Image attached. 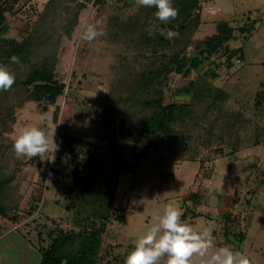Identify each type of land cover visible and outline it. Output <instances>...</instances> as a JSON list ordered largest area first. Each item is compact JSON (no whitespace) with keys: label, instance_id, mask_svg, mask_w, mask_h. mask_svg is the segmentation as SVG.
<instances>
[{"label":"rangeland","instance_id":"rangeland-1","mask_svg":"<svg viewBox=\"0 0 264 264\" xmlns=\"http://www.w3.org/2000/svg\"><path fill=\"white\" fill-rule=\"evenodd\" d=\"M49 1L0 0V6L4 7L6 3L9 6L5 22H0V41L7 39L5 46L0 44V52L2 49L3 53L13 52V46L18 43H26L32 50L27 51L30 54L26 53L24 58L19 57V63L10 66L0 56V64L8 67L15 80L19 76L23 81L35 66L44 65L46 59L54 64L55 77L65 82V93L54 106L30 101L25 108L14 112L12 107L4 109L11 117L5 130H0V147L3 146L0 180L10 175L13 181L11 190L8 184L6 187L0 181V190L3 191L4 186L10 197L18 190L24 194L20 209L10 213L23 218L20 223L14 224L0 217V251L5 249L8 257L5 264H24L26 258L22 250L28 254L37 249L32 242L44 246L38 240L40 229L34 224L35 219L42 224L43 230L46 224L64 231L75 228L73 213L66 212L60 205L63 202L59 195L62 181L52 170L56 151L67 139H72L75 143L72 147L78 149L80 138L91 141L97 146L93 150L99 154L113 138L115 150L127 163L137 150L136 144L127 138L135 137L136 130L143 127L138 125L152 113L141 106L147 96L161 93L165 105L176 103L184 110H196L198 105L193 104V97L200 76L213 87L232 94L231 102L237 109L251 113L258 93L264 90V0H198V6L193 2L195 8L189 11V16L181 15L184 14L181 12L184 3L173 0L180 15L170 23L159 21L154 16L155 8L145 7L139 0H105L101 4L95 0H53L50 5ZM198 21L200 25L195 30ZM85 22L97 24L103 34L91 42L81 39ZM256 22L257 25H251ZM180 26L183 29L179 30ZM168 30H174L178 35L167 39L165 33ZM213 35L224 42L216 53H209L207 41ZM162 38L166 41H161ZM176 57L187 68L194 60L199 61V66L191 70L188 78L174 71L163 74L159 80L152 75L161 68H176ZM145 82L148 84L142 88ZM27 90L21 87L18 97L27 98ZM4 97L0 90V105ZM213 103L217 105L218 100ZM41 117L45 118L43 122ZM191 117L181 116L176 122L174 134L181 132L183 140L172 144L161 135L160 146L149 153L151 160L161 161L162 177L143 180V190L138 198L140 191L134 192L132 198L125 184L119 187L115 206L125 205L126 199L131 202L129 210L133 215L127 214L124 221L128 237L135 240L148 226L157 223L156 214L171 203L181 209L185 222L192 224L193 221L192 225L197 229H208L216 246H230L247 255L251 264H264V184L255 195H246L247 189L242 187L246 186L244 179L250 171L240 164L235 173L241 169L242 172L231 175L224 165H220L223 157H217L210 148H201L206 155L212 153L213 159L205 166L184 160L190 151H194L193 147L203 146ZM30 124L45 129L50 149L36 157L25 156V163L18 166L24 155L15 152L13 138L21 127ZM252 152L251 146L242 149L243 156ZM259 152L264 166V143ZM224 154L229 155V149ZM219 165L221 170L217 173ZM2 167L7 175L4 178H1L4 175ZM198 191L206 195L204 200L214 196L211 202L217 204L212 210L231 207V199L237 195V211L231 216H235L238 223L237 234L227 227L226 216L211 212L204 200L205 205L198 208L187 200L192 192ZM248 199H252L254 205L248 203ZM75 204H79L78 201ZM30 211L35 212L34 215L31 216ZM220 230H230V233L225 236L219 233ZM240 234L245 236L244 244H240L243 240ZM12 238H16L13 245ZM43 242H48L47 235ZM111 244L119 245L118 242ZM26 262L35 264L37 258L26 259Z\"/></svg>","mask_w":264,"mask_h":264},{"label":"trees","instance_id":"trees-1","mask_svg":"<svg viewBox=\"0 0 264 264\" xmlns=\"http://www.w3.org/2000/svg\"><path fill=\"white\" fill-rule=\"evenodd\" d=\"M104 1L95 0L97 4ZM181 1L185 5V8H181V12L184 13L181 14L183 16H189V11L195 8L194 4L199 5L198 0ZM53 2L50 0L48 4H53ZM193 2L195 3L193 4ZM11 6H13L12 2ZM7 7H9L8 3L4 7L0 6V22L6 20L5 14L9 9ZM199 22L194 28L195 30L199 27ZM181 29L183 26H180L179 30ZM161 41L165 42L166 40L162 38ZM223 42L219 40L217 35H213L207 41L206 49L209 53H216ZM6 43L7 39L0 41L2 46H5ZM13 45L11 44V46ZM13 47L15 50L11 53H3V49L1 50L2 53L0 52V56L4 57L3 59L8 66L13 63L10 60L13 55L24 58L26 53L32 51L26 43L20 45L18 43ZM44 61L45 64L37 66V68L35 66L25 80L21 81L18 76L11 89L2 90L5 97L4 102L0 105V130H5L4 127L11 117L7 116L4 109L12 107L13 111H11L14 112L15 109L25 108L30 101L54 106L65 93V82L55 77L54 64L49 63L46 59ZM175 63L177 64L176 68H161L155 73L152 72V75H156L159 80L163 74L168 75L174 71L188 78L191 70L199 66V61L194 60L191 67L187 68L180 60H177V57ZM199 77L196 82V93L193 97V104L198 105L196 110H188V108L184 110L183 106L176 103L165 105L164 97L160 96L161 93L151 97L147 96L141 102V106L151 110L152 113L138 125L143 127L136 130V136H128L127 138L134 142L135 147H137L130 162L126 163L125 158L117 153L115 150L116 142L113 138L110 139L112 141L109 140L108 147L101 148L99 154L93 150L97 146L91 141L83 140V138L78 140L79 149L72 147L75 144L72 139H67L62 147L56 151L57 156L52 170L62 181L59 195L63 202L60 205L66 212L73 213L75 228L64 231L58 226L50 227L46 224L44 225L45 230H43L42 224L36 222V219L34 220V224H38L37 229H40L38 240L39 242L41 240V245H44L39 247V244L36 245L35 242H32L37 248V253L41 256L40 264H102V262L124 264L125 257L134 242L133 238L128 237L124 221L127 214H133L129 210L131 206L129 199H126L125 205L123 203L118 207L115 206L118 189L121 184H125L129 197L134 192L140 191L137 195L138 198L143 190V180L155 176L162 177L161 161L155 160V158L151 160L149 153L152 148L156 149L160 146L159 137L161 135L172 144L175 141L183 140L184 136L181 132L178 131L177 134H174L176 122L180 120L181 116L186 115L187 118H190V113L193 115L191 121L199 130L198 139L201 138L203 146L199 149L193 147L194 151H190L184 160L192 164L201 163L205 166L213 158L212 153L206 155L203 151L210 148L217 157H223L222 163L235 175L242 172L241 169L235 173L240 164H242L243 169L249 170V174L244 179L246 186L242 188L247 189L246 195L257 193L264 184V166H262L259 155L264 143V90L258 93L253 108L250 107L252 108L251 113H247L246 110L237 109L233 106L231 102L233 96L228 91L217 89L208 83L204 77ZM147 84V82L142 84V88H145ZM21 87L28 89L27 98L18 97L17 92H20ZM217 100V105L211 104ZM55 116H58L57 110ZM187 140L189 144L190 139ZM250 146L253 147L254 152L243 156L242 149H247ZM227 149L230 151L229 155L224 154ZM2 155L3 146L0 147V157ZM249 159L251 161L248 164ZM24 161L25 156L20 158L18 166H22ZM2 171L4 175L1 178H4L6 171L3 167ZM12 177L9 175L0 181L5 183L4 186L8 184L9 188L13 181ZM250 180L256 181V183L254 184ZM3 187V191L0 190V217L7 218L14 224L20 223L23 218L18 214L10 215V213L20 209L24 194L17 189V193H13L14 197H10V193ZM9 189L11 190V188ZM253 195L248 197H253ZM205 196L199 191L192 192L187 200L193 205H197L198 208L203 204ZM131 197L133 198V196ZM77 201L79 204H75ZM247 202L252 203V199H248ZM34 213L29 212L30 215H34ZM50 222L54 224V222ZM45 235L48 236L47 243L43 242ZM240 235L244 240L245 236ZM112 242H118L119 245L113 246Z\"/></svg>","mask_w":264,"mask_h":264},{"label":"clouds","instance_id":"clouds-1","mask_svg":"<svg viewBox=\"0 0 264 264\" xmlns=\"http://www.w3.org/2000/svg\"><path fill=\"white\" fill-rule=\"evenodd\" d=\"M145 7L155 8L154 16L161 22L170 23L179 11L173 0H139ZM81 39L93 41L102 35L95 23L85 22ZM178 35L174 30L165 33L167 39ZM10 60L19 63V57L13 55ZM15 83V76L5 64H0V90H9ZM45 118L41 117V122ZM13 148L16 153L36 157L49 151L50 141L45 129L37 124L21 127L14 135ZM155 220L143 234L133 242L124 264H251L250 258L243 252L230 246H216L212 233L204 228L197 229L182 219L181 209L167 204L160 210ZM215 249L214 251H210Z\"/></svg>","mask_w":264,"mask_h":264},{"label":"crops","instance_id":"crops-1","mask_svg":"<svg viewBox=\"0 0 264 264\" xmlns=\"http://www.w3.org/2000/svg\"><path fill=\"white\" fill-rule=\"evenodd\" d=\"M205 16L203 15V20H202V23H203V21H204V18ZM250 22H251V20H250ZM249 22V23H250ZM258 23L256 22V23H254V24H251L252 26L253 25H257ZM242 25H244V24H242ZM256 28H257V26H256ZM242 29V28H241ZM243 30V29H242ZM256 30V29H255ZM246 32V31H245ZM223 160V159H222ZM221 162V164L220 165H224L223 163H222V161H220ZM219 165V166H220ZM225 166V165H224ZM226 167V166H225ZM226 169L227 170H229V168H227L226 167ZM220 170H221V166L220 167H218V169L216 170V172L217 173H220ZM232 174H234V172H231V175ZM217 187V192H216V195L218 194V185L216 186ZM212 193H214V191H212ZM209 194V193H208ZM234 195V194H233ZM227 197H228V195H226ZM209 197V196H208ZM212 197H214L213 195L212 196H210L208 199H206L205 200V204H207V207L210 209V211L211 212H220L221 214H223V215H225L226 216V221L225 222H227L226 224H227V227L229 226L230 227V230H232L233 231V233H235V234H237V230L235 229V227H238V223H236V219L234 218L235 216H233V217H231L232 216V213H233V215H235V213H236V208H237V205H238V203H237V200H236V198H237V195H234V198H232L231 199V202H230V205H231V207H223L222 209H218L217 207H215V209L214 210H212V207H213V205H215V204H217V203H215V204H213L212 202H211V200H212ZM226 197V198H227ZM216 198V197H215ZM216 200H217V198H216ZM216 200H215V202H216ZM225 200H227V199H225ZM225 200H224V202H223V204L224 205H226V202H225ZM210 201V202H209ZM229 201V200H228ZM202 204V206L203 205H205V204ZM252 203H253V205H254V201H252ZM232 205L234 206V207H232ZM216 206V205H215ZM201 207V206H200ZM231 211H233V212H231ZM228 221H230V223L228 222ZM192 224H193V221L191 222ZM230 230L229 231H225V232H222V230H220V232L219 233H221V234H224L225 236H228L229 235V233H230ZM11 238V237H10ZM16 238H12V240H11V243H12V245L13 244H15L16 242H14V240H15ZM245 239V238H244ZM4 240V239H3ZM2 241V240H1ZM1 241H0V243H1ZM244 242H245V240H243L240 244H244ZM4 251H5V249H2L1 251H0V264H5L6 262H4L5 260H6V258H8V257H6V255H5V253H4ZM22 252H24L23 254H24V256H25V258L27 259V260H29V258L31 259H33V258H37V263H35V264H40V261H41V258H40V255L38 254V256H37V254H35V253H37L36 252V250L34 251V252H30V253H28V254H26L25 253V250L23 249L22 250ZM29 256V258H28V256ZM26 259L25 260H23L24 261V264H28V262H26Z\"/></svg>","mask_w":264,"mask_h":264}]
</instances>
